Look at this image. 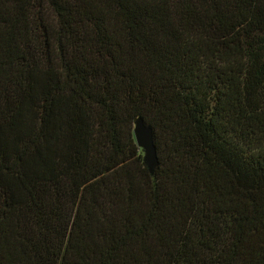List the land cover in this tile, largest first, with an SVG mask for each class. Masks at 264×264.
<instances>
[{
    "label": "trees",
    "instance_id": "obj_1",
    "mask_svg": "<svg viewBox=\"0 0 264 264\" xmlns=\"http://www.w3.org/2000/svg\"><path fill=\"white\" fill-rule=\"evenodd\" d=\"M0 264H264V0H0Z\"/></svg>",
    "mask_w": 264,
    "mask_h": 264
},
{
    "label": "water",
    "instance_id": "obj_2",
    "mask_svg": "<svg viewBox=\"0 0 264 264\" xmlns=\"http://www.w3.org/2000/svg\"><path fill=\"white\" fill-rule=\"evenodd\" d=\"M133 133L136 144L144 151V161L150 171L154 170L159 162L156 147L153 141L152 128L145 124L141 117L134 120Z\"/></svg>",
    "mask_w": 264,
    "mask_h": 264
}]
</instances>
